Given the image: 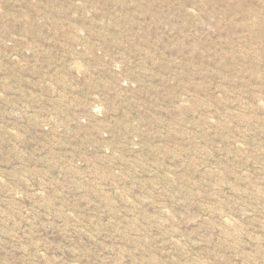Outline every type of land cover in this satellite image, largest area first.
I'll return each mask as SVG.
<instances>
[{"label": "rangeland", "instance_id": "obj_1", "mask_svg": "<svg viewBox=\"0 0 264 264\" xmlns=\"http://www.w3.org/2000/svg\"><path fill=\"white\" fill-rule=\"evenodd\" d=\"M0 264H264V0H0Z\"/></svg>", "mask_w": 264, "mask_h": 264}, {"label": "bare ground", "instance_id": "obj_2", "mask_svg": "<svg viewBox=\"0 0 264 264\" xmlns=\"http://www.w3.org/2000/svg\"><path fill=\"white\" fill-rule=\"evenodd\" d=\"M250 15H252L251 12H249V13L247 14V16H250Z\"/></svg>", "mask_w": 264, "mask_h": 264}]
</instances>
